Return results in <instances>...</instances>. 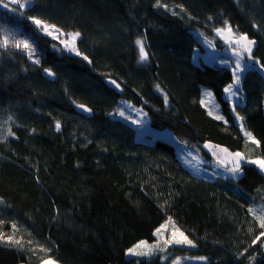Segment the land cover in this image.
Listing matches in <instances>:
<instances>
[{
  "label": "trees",
  "instance_id": "obj_1",
  "mask_svg": "<svg viewBox=\"0 0 264 264\" xmlns=\"http://www.w3.org/2000/svg\"><path fill=\"white\" fill-rule=\"evenodd\" d=\"M31 1L16 18L0 7V21L40 61L0 48V234L20 241L0 240V264H172L185 256L264 264V237L252 243L264 228L249 212L264 214V181L248 191L234 177L196 175L171 139L142 141L117 114L125 101L151 128L204 156L210 142L264 158V0ZM29 17L79 32L81 55L58 52ZM225 22L255 41L235 105L241 124L224 96L230 68L192 57L200 38L223 48L216 30ZM137 38L145 40L146 61ZM46 68L55 75H43ZM201 87L212 90L222 119L201 103ZM81 104L91 116L77 111ZM169 218L192 245L171 246L166 259L126 256L139 240H154Z\"/></svg>",
  "mask_w": 264,
  "mask_h": 264
},
{
  "label": "rangeland",
  "instance_id": "obj_2",
  "mask_svg": "<svg viewBox=\"0 0 264 264\" xmlns=\"http://www.w3.org/2000/svg\"><path fill=\"white\" fill-rule=\"evenodd\" d=\"M22 2L26 3L27 5L26 7H28L27 0H22ZM5 4L8 5L7 8L4 7ZM0 7H2V9L5 11V13H7L8 16H12L14 18L21 16L20 10H22V8L19 7L18 3H14L13 0H0ZM56 28L58 27L56 26ZM222 29H226V26L225 28H222ZM61 33H63V35H61ZM68 33H71V32H66V31L64 32L60 30L59 32H54L53 36H49V35L48 36L55 40L56 42L55 48L57 49L58 52H68V53L75 54L76 52H73L69 50V48H66L63 43V41L70 42L69 36L67 35ZM217 35H219V37L222 40V43L224 45L223 48L217 49L207 39L200 38V47L195 48L193 56H192L193 61L194 63L195 62L196 63L208 62L210 64H217L223 67H228L233 73V70L236 67V61L238 59V57L234 55V49L239 48V45L235 41L242 34L235 33L233 30H232V33L229 34L225 30L222 34L217 32ZM5 37H7L10 42L9 46L4 48L6 50L18 49L13 46L12 42L24 40L20 38L19 33H17V30L15 28L13 27L11 28L10 23H8L7 21H0V41H2ZM75 44H76V41H75ZM21 50L25 52L26 54H28L27 50H23V49ZM35 59H37V56L34 52L33 58L31 59V61H34ZM252 62H253V59L249 60L248 54L243 53L242 58H240L241 72L238 73L240 75V81L243 77L244 72L249 70V68H252V65H251ZM259 69L264 74V69L261 67H259ZM231 83L232 82H230L229 84ZM201 89H202V99L201 100L204 102L203 106L207 110H209V112H211L213 116L222 117L220 104L215 99L212 90L209 89L208 87L207 88L201 87ZM237 89H239V91L237 92L236 96L232 97L231 101L228 99V93L224 91V96L230 102V105L234 113L236 114V117L238 115L236 113L237 111L235 109V105L242 102V99H243L241 92H240L241 91L240 83L239 85L233 88V91L236 92ZM208 92L211 93V96L206 95V93ZM119 103L120 104L117 109L118 117L136 126L138 130V134H137L138 138H140L142 141L149 140V142H151L158 136L165 138V139L167 138L169 140L171 139L173 144L176 147L175 151L177 152V154H179L180 158L182 159L183 163L187 166V168L190 169L194 174L199 175V176H205L208 178H211L212 176L214 177L224 176V177H231V178L234 177L237 180V182L240 183L242 186H244L246 190L248 191L251 189H254L255 186L263 183L262 181H264V171H261L260 168L256 164L250 163L251 160L246 159L243 155L242 156L244 157V159L240 160V165H241L240 172L233 173L230 169H232L235 166L236 159L232 156V154L237 153V152H229L223 146L215 145L209 142L203 145L204 148L206 149V153H208L209 156H206V155L204 156L203 153H197L192 148L191 149L189 147L187 148L185 145L180 143L179 140L173 141L169 133L167 132L165 133L157 129L154 130L153 128H151L149 126V123H147L148 122L147 117L145 116L144 113H142L141 110L135 107H132L129 103L127 102L125 103V101H120ZM121 111L124 113L123 116L119 115ZM238 121H239L238 123L241 124V120L238 119ZM224 150H227V151H224ZM253 160H255V158H253ZM173 231L174 229L167 226L163 230L162 236H157L154 234L155 236L154 240H150V241L144 240V239L139 240V242L146 241L148 245H156L157 243H159V247L155 248L151 255L136 256V257L150 258L151 256L159 253L160 255L163 254V258L166 259L169 255V252H170L169 249L171 248V246L177 245V244H169L165 246L164 244V240L170 238ZM134 245L130 246L129 248L133 247ZM126 256L129 257V256H135V255H126ZM196 259H191L185 256L183 258H179V257L174 258L171 261H172V264H173V261H177L178 264H189V263L203 264L201 263L199 259L197 260ZM23 264H26V263H23ZM41 264H43V262ZM55 264H59V262L55 260Z\"/></svg>",
  "mask_w": 264,
  "mask_h": 264
},
{
  "label": "snow or ice",
  "instance_id": "obj_3",
  "mask_svg": "<svg viewBox=\"0 0 264 264\" xmlns=\"http://www.w3.org/2000/svg\"><path fill=\"white\" fill-rule=\"evenodd\" d=\"M14 3H18L20 8H25L27 5L26 3L22 2V0H13ZM159 2V0H158ZM27 4L30 5L31 4V0H27ZM5 8L8 7L7 4L4 5ZM29 19H31L34 24L44 33H46L49 36H53L54 32H59L60 30L58 28H56L55 25H50L48 23H46L45 21L38 19L36 17H29ZM226 23V29H217L216 31L220 34H222L225 30L231 34L232 33V29L230 26H227V22ZM61 35H63V33H61ZM69 36V41H63L64 45L66 48H69V50L76 52L77 55H81V53L76 49L75 47V41L77 39V37H79L80 33L76 32V33H68L67 34ZM238 45L239 48L238 49H234V55H236L238 57L237 61H236V67L233 70V80L232 83L229 84L224 91L226 93H228V99L231 101L232 97L237 95V92L239 91V89H237L236 92L233 91V88L237 85H239L240 83V75L238 73L241 72V64H240V58H242L243 53H247L248 54V59L251 60L253 59L252 57V48L255 44L254 40H251L247 37V35H241L239 36L236 41H235ZM9 39L7 37H5L2 41H0V48H6L9 46ZM136 45L139 48V60L140 61H146L148 59V53L145 49V40L141 39V38H137L135 41ZM13 46L16 48H20L23 50H27L28 51V55H29V59L33 58V54L35 52V50L32 47V44H30L27 40H23V41H13L12 42ZM84 59L87 60V57H84ZM34 63L39 64L40 61L39 59H35ZM256 63L259 64L260 61L256 60ZM261 68H264V64H261ZM44 71L47 73V75L49 77L54 76L55 73L52 72L51 69H44ZM111 83L116 84L115 81H112ZM116 87H119V84H116ZM157 88L159 89V85H157ZM206 95L211 96V93L208 92L206 93ZM165 101L167 102V97L165 96ZM201 103H204L203 101H201ZM78 107L84 109V111L86 112H90L91 109H88L85 107V105H78ZM210 115L212 114L211 112L209 113ZM119 115L123 116L124 113L121 111L119 113ZM9 119H11V117H9ZM216 119H222V117L217 116ZM237 119L243 120V117H237ZM56 128L57 130L60 129V123L57 122L56 124ZM241 128L243 130V125H241ZM9 135H12L13 133H11V131L9 130ZM244 135L248 138L249 141H251V143L259 146L260 141L256 140V138L252 135L251 132H244ZM227 151V150H224ZM232 156L236 159V163L235 166L230 169L233 173H239L241 170V165H240V160L244 159V157L242 156L241 153L237 152L232 154ZM250 163L256 164L261 171H264V158H257L255 160H251ZM249 212L251 214H253L254 218L256 220L259 221V225L261 228H264V214L260 215V216H256L255 212L256 210L254 208H250ZM169 223H172V226L174 228V231L171 234V237L168 239L164 240V244L165 246L169 245V244H187V245H192L193 242L191 240L188 239L187 236L184 235L183 232H181L178 228H175L174 223L171 221V218H169V221L166 222L164 225H161L160 228L156 229L155 231V235L157 236H162L163 235V230L168 226ZM13 228H15V225H13ZM261 237H264V231L260 232V234L252 241L253 244H256ZM7 239L8 241L12 242V243H16L19 244L20 241H16L13 240L12 236H7L5 237L3 234H0V240H4ZM159 247V243H157L156 245H148L146 241H140L137 244H135L133 247L129 248L126 250V255H135V256H147V255H151L153 250L155 248ZM47 251V250H44ZM198 259L200 260H204L206 259L205 257H199ZM43 264H55V261H53L52 259H46L43 261ZM173 264H178L177 261H173Z\"/></svg>",
  "mask_w": 264,
  "mask_h": 264
},
{
  "label": "water",
  "instance_id": "obj_4",
  "mask_svg": "<svg viewBox=\"0 0 264 264\" xmlns=\"http://www.w3.org/2000/svg\"><path fill=\"white\" fill-rule=\"evenodd\" d=\"M43 75L49 77L45 71L43 72ZM111 82H112L111 79L107 81V83H108L110 86H113V87H115L117 90H120L119 87H118V88L116 87V84H113V83H111ZM85 107L88 108L87 106H85ZM88 109H89V108H88ZM77 111H78L79 113L81 112L82 114H86V115L91 116V111H90V112H86V111H84V109H82V108H80V107L77 108Z\"/></svg>",
  "mask_w": 264,
  "mask_h": 264
},
{
  "label": "bare ground",
  "instance_id": "obj_5",
  "mask_svg": "<svg viewBox=\"0 0 264 264\" xmlns=\"http://www.w3.org/2000/svg\"><path fill=\"white\" fill-rule=\"evenodd\" d=\"M205 145V144H204Z\"/></svg>",
  "mask_w": 264,
  "mask_h": 264
}]
</instances>
